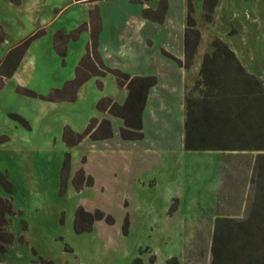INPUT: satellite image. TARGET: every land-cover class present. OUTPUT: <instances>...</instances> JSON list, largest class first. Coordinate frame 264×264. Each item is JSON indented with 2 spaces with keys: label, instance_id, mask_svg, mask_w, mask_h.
<instances>
[{
  "label": "rangeland",
  "instance_id": "1",
  "mask_svg": "<svg viewBox=\"0 0 264 264\" xmlns=\"http://www.w3.org/2000/svg\"><path fill=\"white\" fill-rule=\"evenodd\" d=\"M199 1L196 0L194 19L203 28ZM42 2L44 7L40 12L30 13L8 0H0V20L8 23L3 25L7 41L0 44V59L10 46L43 30V35L31 43L16 72L4 80L0 90V175L11 188L8 193L0 184V197L10 199L16 212L8 225L15 239L8 252L0 255V264H166L180 245L191 254L181 262L176 258L178 263L197 264L192 253L201 244L199 251L206 255L203 250L207 252L209 247L207 234L211 219H201L199 235L195 230L187 231L190 220L184 217L190 209L186 207V197L173 219L165 217V211L174 210V202L167 206L166 200L174 191L186 195L195 169L206 168L207 161L195 162L192 159L198 157L195 152L199 151H187L189 158L184 157L182 168L171 175L163 168L128 169L125 155L90 150L88 142L67 146L64 129L82 133L91 118L101 116L95 109L97 101L106 96L116 97L119 90L114 78L107 76L101 80L102 88H98L95 78L87 81L74 102L53 103L40 98L72 79L89 39L87 32L81 33L77 40L68 42L66 55L60 58L53 51L54 34L60 30L68 33L88 22L90 8L89 4H77L73 0ZM246 3L258 5L264 15V0ZM216 25L215 30L222 36L225 30L233 33L236 28L239 34L232 43L245 53L264 57V40L255 36L264 31L256 26L249 29L240 17L232 20L227 10L218 16ZM19 89L33 92L37 97ZM67 156L69 174L62 180ZM79 168L93 178L94 184L78 192L72 179ZM78 207L102 210L113 217L114 224L99 221L91 231L77 234L73 223ZM125 217L128 227L124 233ZM20 237L22 242L18 240ZM201 261L199 264H203Z\"/></svg>",
  "mask_w": 264,
  "mask_h": 264
},
{
  "label": "crops",
  "instance_id": "2",
  "mask_svg": "<svg viewBox=\"0 0 264 264\" xmlns=\"http://www.w3.org/2000/svg\"><path fill=\"white\" fill-rule=\"evenodd\" d=\"M8 1L17 7L27 9L30 13L32 11L40 12L44 7L42 0ZM73 1L77 4L90 5L88 17L91 10L94 8L98 10L100 19L98 52L106 66L119 69L130 76H154L157 79L156 85L149 90L142 114V140H121L119 128L123 126L122 121L106 113H100L99 120L103 118L110 120L113 136L101 141H91L85 138L78 144L88 142L87 147L93 151L104 150L111 153L113 151L115 154L122 153L125 155L128 169L133 167L143 171L149 167L163 168L166 169L167 174L173 175L175 170L181 167L183 158H189L187 151L183 148L186 116L185 95L197 81L203 57L211 52V42L214 38L223 40L236 54L243 67L264 83V57L253 56L249 51L246 54L245 50H241L238 45L232 43L231 40L239 34L236 28H233L236 30L233 33L225 30L224 36L215 30L218 16H223L227 10L232 20H237L240 17L249 26V29H251L250 26H256L259 31H264V15L258 5L246 3L250 0H218L211 23H206L202 18V12L200 13L204 29L195 19L201 38L193 64L188 69L179 67L161 54V50H164L179 60L184 59L186 0H167V10L162 23L145 20L141 16V12L145 8L155 10L159 5V0L141 4L135 3V0ZM199 2L202 10V0ZM194 8L196 11V0H194ZM260 15L263 19L258 18ZM245 16L250 17L245 19ZM6 23L7 21L0 20V27L4 33V41L0 44L7 41V34L3 29V25ZM255 36L259 40H264V32L263 34L257 33ZM15 45L13 44L6 50L0 61ZM102 79L96 80L101 82ZM117 88L119 91L116 97H106L122 104L126 99L127 90L118 86ZM190 96L196 97L197 93H192ZM195 153L199 155L192 160L195 162L206 160L208 166L204 169H195V175H193V180L191 178V186L186 195L176 194L175 191L169 193L166 203L167 206H170L174 202L172 205L174 210L165 211V217L173 219L179 213V209L182 207L181 202L186 197V207L190 209L184 217L190 220L187 231L195 230L198 234L201 232V228H199L202 223L201 219H211L207 234L210 242L209 247L207 252L203 250L206 255L199 251L201 244L196 246L195 252L192 253L197 258L195 263L199 264V261L202 260L203 264H208L215 220L246 219L253 208L264 207V192L257 188L255 182L257 176L264 175V150L199 151ZM195 162L192 163L194 168L196 167ZM199 164L197 162V166ZM206 211L209 212V216ZM184 247V245H180L178 249L174 250L173 257L177 258L179 262L185 258L188 260V256L191 254L188 248ZM198 258L201 259L198 260Z\"/></svg>",
  "mask_w": 264,
  "mask_h": 264
},
{
  "label": "trees",
  "instance_id": "3",
  "mask_svg": "<svg viewBox=\"0 0 264 264\" xmlns=\"http://www.w3.org/2000/svg\"><path fill=\"white\" fill-rule=\"evenodd\" d=\"M77 2H94L97 0H75ZM151 0H135L143 3ZM218 0H202V18L211 23ZM167 10V0H159L155 10L145 8L141 16L145 20L162 23ZM194 0H186L184 29V59L179 60L170 53L161 50V54L175 62L179 67L188 69L201 38L194 19ZM88 32L89 40L85 52L74 69L73 78L64 82L61 88L53 89L48 95L40 96L48 102H74L79 89L90 79L114 77L119 88L127 90L122 104L109 97L100 98L95 109L122 121L119 138L123 141H140L143 139L142 114L149 90L156 85L154 76H130L123 71L106 66L98 52V34L100 19L98 10L89 12L88 22L80 24L68 33L57 31L53 36V51L63 58L67 44L75 41L81 33ZM43 35L39 30L12 47L0 61V90L4 80L13 76L31 43ZM4 33L0 27V43ZM98 88H102L99 80ZM18 91L33 97L37 95L28 90ZM197 93L196 97L190 96ZM186 116L184 121V143L186 151H242L264 150V83L249 73L241 64L236 54L220 38L211 42V52L204 55L199 77L192 89L185 95ZM22 124L27 123L16 116ZM113 136L111 122L107 118H91L82 133H74L69 128L63 132V140L69 147L78 145L83 139L101 141ZM232 140V141H231ZM236 141V142H235ZM69 174V161L66 157L61 172L65 180ZM256 186L264 192V175L257 176ZM0 184L10 193V183L0 175ZM73 188L81 191L90 188L94 180L79 168L73 175ZM16 215L11 200L0 197V255L10 249L14 236L8 230L10 218ZM104 221L113 225L114 219L102 210L87 211L78 207L75 213L73 228L75 233L91 231L96 222ZM128 227L125 217L123 232ZM22 242V238L18 239ZM42 262H45L42 260ZM166 264H179L174 257ZM208 264H264V207L253 211L246 219H216L213 227L210 260Z\"/></svg>",
  "mask_w": 264,
  "mask_h": 264
}]
</instances>
